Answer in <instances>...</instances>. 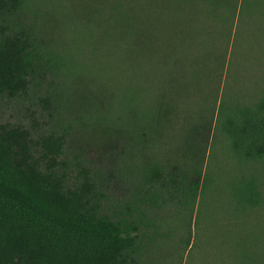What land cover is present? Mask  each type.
<instances>
[{
    "label": "trees",
    "instance_id": "1",
    "mask_svg": "<svg viewBox=\"0 0 264 264\" xmlns=\"http://www.w3.org/2000/svg\"><path fill=\"white\" fill-rule=\"evenodd\" d=\"M36 1L0 0V102L30 92L61 118L77 80L88 113L64 127L0 118V264H264L247 233L264 203V91L217 104L216 49L236 19L264 18V0H94L67 8L61 45L42 39ZM212 127L208 148L222 139L238 167L217 184L207 144L191 146ZM85 131L115 144L114 164L69 154Z\"/></svg>",
    "mask_w": 264,
    "mask_h": 264
},
{
    "label": "rangeland",
    "instance_id": "2",
    "mask_svg": "<svg viewBox=\"0 0 264 264\" xmlns=\"http://www.w3.org/2000/svg\"><path fill=\"white\" fill-rule=\"evenodd\" d=\"M39 7H42V24H41V37L46 42L54 41V44L61 45L63 40L58 36V28L62 22V15L66 14L67 8L71 7V12L75 16L82 11L83 4L94 5V0H37ZM69 3V6L67 3ZM67 6V7H66ZM252 15V19H255L256 26L251 24V18L244 17L242 20L236 19V23L232 25V35L229 39L228 45L221 47L222 44L218 43L217 50L224 54L223 66L219 70L220 87L218 92L217 104L224 98V101L231 99H241V102L246 104L254 103L264 91V18L258 19ZM218 27L220 26L217 24ZM50 43V44H51ZM70 51H73L70 50ZM91 57V52L87 51ZM90 64V63H89ZM91 87L94 85L91 84ZM72 88V89H71ZM70 88L68 103L65 109H62V117L55 116L56 119L49 118L45 109L42 106L41 101L37 98V95L32 93H26L20 97L12 99H3L0 102V118L3 121H10L16 123L30 124L38 122L40 124L50 123L54 127L56 125L64 127L69 123V118L76 115H87V111L84 109L86 106L85 101L81 98L82 84L75 80ZM208 89V88H207ZM202 94H207L208 90L201 91ZM92 93V91H91ZM90 91L87 94L91 95ZM216 113L213 118L215 119ZM179 123V122H178ZM214 123V121H213ZM178 124L176 125L177 129ZM214 127V126H213ZM213 127L209 131V137L200 135L199 141H191V146L203 149L207 146L205 152V159L202 165V172H208L210 176L214 178L215 183L219 181H226L233 170H237L238 167L230 160L226 145L222 139H218L213 148H208L212 141ZM173 128L170 134H167L163 138L161 143L163 156L165 161L169 163H175L178 161L177 157L171 156L169 150L172 146H175L178 134V130ZM175 130V131H174ZM181 136V135H180ZM172 137L174 139H172ZM115 144L111 141L105 140L100 135H95L93 132H84L79 136H71L68 141L67 151L70 155L83 156L89 163L96 167L105 168L115 163L114 157L111 155L112 149ZM110 152V153H109ZM258 166V165H257ZM257 174L260 176V188L264 199V164H260L257 167ZM216 183V184H217ZM114 197H120V195L126 196L129 194L128 189L114 186ZM258 219H251L247 225V233L250 235L254 232L260 236L258 240L252 241V249L264 256V203L263 208L257 213ZM256 216V217H257Z\"/></svg>",
    "mask_w": 264,
    "mask_h": 264
}]
</instances>
